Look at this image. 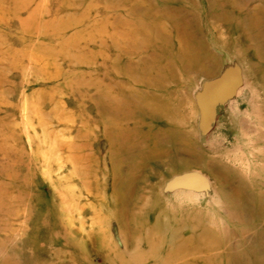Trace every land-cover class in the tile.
I'll use <instances>...</instances> for the list:
<instances>
[{
  "label": "rangeland",
  "instance_id": "obj_1",
  "mask_svg": "<svg viewBox=\"0 0 264 264\" xmlns=\"http://www.w3.org/2000/svg\"><path fill=\"white\" fill-rule=\"evenodd\" d=\"M0 264H264V0H0Z\"/></svg>",
  "mask_w": 264,
  "mask_h": 264
},
{
  "label": "bare ground",
  "instance_id": "obj_2",
  "mask_svg": "<svg viewBox=\"0 0 264 264\" xmlns=\"http://www.w3.org/2000/svg\"><path fill=\"white\" fill-rule=\"evenodd\" d=\"M190 183V182H189ZM199 185V184H198ZM186 188H187V186H186ZM191 189V188H190ZM206 189V188H205ZM201 191V190H200Z\"/></svg>",
  "mask_w": 264,
  "mask_h": 264
}]
</instances>
